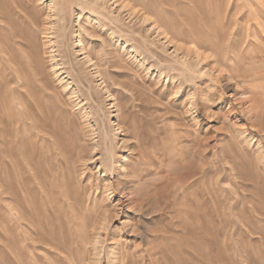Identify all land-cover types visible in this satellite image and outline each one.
<instances>
[{"label":"rangeland","instance_id":"374dc122","mask_svg":"<svg viewBox=\"0 0 264 264\" xmlns=\"http://www.w3.org/2000/svg\"><path fill=\"white\" fill-rule=\"evenodd\" d=\"M0 264H264V0H0Z\"/></svg>","mask_w":264,"mask_h":264},{"label":"bare ground","instance_id":"6f19581e","mask_svg":"<svg viewBox=\"0 0 264 264\" xmlns=\"http://www.w3.org/2000/svg\"><path fill=\"white\" fill-rule=\"evenodd\" d=\"M123 6V5H122ZM127 8V7H126ZM135 12V11H134ZM134 12H132V13H134ZM195 53L196 54V56H198V57H200V58H202L201 56V53L198 51V49L196 48V47H187L186 48V53L188 54V56H189V54H191V53ZM205 58V57H204ZM221 73V72H220ZM219 74V73H218ZM217 74V75H218ZM189 166H190V164H189ZM186 169H187V167H186ZM183 170V169H182Z\"/></svg>","mask_w":264,"mask_h":264}]
</instances>
